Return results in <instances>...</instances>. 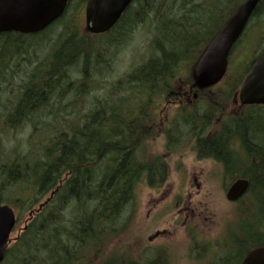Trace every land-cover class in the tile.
I'll return each mask as SVG.
<instances>
[{
	"label": "trees",
	"instance_id": "trees-1",
	"mask_svg": "<svg viewBox=\"0 0 264 264\" xmlns=\"http://www.w3.org/2000/svg\"><path fill=\"white\" fill-rule=\"evenodd\" d=\"M73 1L69 0L68 10ZM86 1L83 0L84 7ZM224 1L226 12L221 15V24L216 25L210 39L204 41L191 61L185 45L191 35L189 32L200 26L201 14L220 10ZM243 2L134 0L116 25L103 34H92L85 26L82 30L72 21L74 14L66 9L61 18L34 34H49L43 39L44 44L34 47L32 53L26 50L32 55L46 46L45 50H40L45 55L43 60L38 63L27 60L25 53H10L9 57L0 53V204L16 207L18 219L23 214L21 210L32 213L20 236L9 245L1 264H83L84 252L92 247L98 249L121 227L119 221L136 198V190L142 184L159 187L165 182L167 163L137 155L144 141L140 134L146 125L143 117L147 110L150 116L174 97L179 83L177 76L191 80L190 75L207 44ZM263 14L264 0H260L244 35L248 30L253 34ZM147 19L156 21L161 39L153 40V53L109 84L108 94L96 99L81 124L76 120L70 124L58 121L68 96L80 97L91 90H101L99 82L103 74L98 76L99 67L107 66L111 54ZM254 19L256 22L251 25ZM61 22L66 24L64 36L60 35L56 42L51 41ZM10 33L23 38L33 35L19 32L0 35ZM240 42L234 45L231 53ZM257 47V53L241 76L235 67L230 71L233 65L230 58L224 78L232 85L227 88L230 94L239 88L264 48ZM21 55L23 60L16 61L15 57ZM159 97L162 99L158 100ZM207 115H211L210 112H189L182 107L176 113V121L201 137L197 143L200 149H211L221 155L220 141L208 144L204 140L205 125L210 122ZM28 126L30 129L26 131ZM9 130L29 133V136L9 139ZM236 132L251 152L255 147L250 137L256 136V171L245 167L243 174L251 184L249 191L236 203L240 219L242 212L246 216L242 219L241 233L235 239L237 250L229 246L230 254L237 252L236 260L240 264L250 249L264 246V139H261L264 127L258 129L253 124L247 129L240 124ZM151 136L147 134L148 138ZM255 203L256 214H253L251 208ZM164 258H168V254L163 248L156 251L154 260L141 264H166Z\"/></svg>",
	"mask_w": 264,
	"mask_h": 264
},
{
	"label": "rangeland",
	"instance_id": "rangeland-1",
	"mask_svg": "<svg viewBox=\"0 0 264 264\" xmlns=\"http://www.w3.org/2000/svg\"><path fill=\"white\" fill-rule=\"evenodd\" d=\"M225 5L226 1L220 5L222 7L220 10L206 11L201 14L198 19L200 26L197 25L189 32L191 35L187 38L185 45L188 47L186 55L191 58V61L204 45V41L210 39L216 25L221 24V15L226 12L223 9ZM70 6L71 8L67 11L71 15L74 14L71 17L72 21L83 30L85 26L83 0H74ZM74 10L76 11L74 12ZM259 21V26L253 28L255 31L252 30L253 34H249V30L245 35L243 34L241 42L230 55L233 63L230 71L234 67L237 68L238 76H241L251 63L254 54L258 51L259 47L257 46L264 47V14ZM255 22L254 19L251 25ZM58 24L50 39L54 42L60 38V35L64 36L65 34L66 24L63 22ZM155 25L156 21L152 19L140 23L137 30L132 32L116 51L114 50L115 52L109 57L107 66L99 67L98 76L103 74V78L99 82L102 85L101 90L94 89L80 97H76L74 94L68 96L63 104L64 109L61 111V116L58 114V121L70 124V121L76 120L81 124V119L83 120L84 114L90 110L96 99L103 98L108 94L109 84L123 77L134 65L147 59L153 53L151 47L153 40L155 38L159 39L158 41L161 40ZM48 36L49 34L43 36L33 34L28 38H23L15 33L0 35V53L4 57H9L10 53H25L27 60L33 59L38 63L45 58L40 50H45L46 46L40 47V50H36L35 54L29 55V53H32L31 50L34 47L42 46L43 39ZM26 50L30 52L28 53ZM22 56H16V61L23 60ZM187 72L185 73L189 75ZM226 85V81L223 79L219 86H223L225 89ZM160 99L162 98L159 97L158 100ZM162 107L163 105H161ZM246 112L255 116L250 122L256 128L264 127L263 105L248 107ZM151 115L156 116L153 112ZM48 120L53 122L50 117ZM29 129L28 126L26 131ZM7 135L9 139L14 140L16 136L27 138L29 133L9 130ZM261 139H264V135ZM185 142L186 145L192 143L189 139H186ZM143 146H145V152L148 151L149 157L157 158L154 152L159 153L157 150L161 145L157 146L156 139H153L152 136L147 137L143 141ZM182 150L183 148H174V153L167 157L169 173L160 187L142 184L136 190V198L133 199V203L124 212L122 220L119 221L121 227L98 249L92 247L84 252L83 264H104L105 262L109 264H141L146 260H154L156 251L163 248L168 254V258H164L166 264H237V252L230 254L229 246L231 244L235 248L234 251L237 250L238 245L235 239L238 237L237 234L241 233V226L244 222L242 219L246 213L242 212L240 219V215L237 213V202H230L227 199V190L222 187L226 179L221 176L218 169L212 170L208 162H198L186 153V149ZM180 152L183 155L179 156ZM160 155L165 158V155ZM5 194L8 196L7 193ZM14 197L12 195V198ZM15 210L17 213L18 209ZM72 210L73 208L69 212ZM251 212L256 214V203L252 206ZM21 213L23 214L11 234V244L20 236L29 218L28 211L21 210ZM185 220L186 222H184ZM158 232L159 234L156 235ZM200 256L202 257L200 258ZM79 264L82 263L79 262Z\"/></svg>",
	"mask_w": 264,
	"mask_h": 264
},
{
	"label": "water",
	"instance_id": "water-1",
	"mask_svg": "<svg viewBox=\"0 0 264 264\" xmlns=\"http://www.w3.org/2000/svg\"><path fill=\"white\" fill-rule=\"evenodd\" d=\"M133 1L87 0L86 30L93 34L108 32ZM259 1L245 0L209 43L194 71L195 85L198 88L213 86L225 76L233 45L244 31ZM68 2L69 0H0V33H39L63 16ZM239 98L243 105H264V50L249 69L240 88ZM249 185V180L237 179L228 190L227 198L230 201L239 199ZM16 223L14 208L8 204H0V264L6 257ZM241 264H264V246H257L247 252Z\"/></svg>",
	"mask_w": 264,
	"mask_h": 264
},
{
	"label": "flooded vegetation",
	"instance_id": "flooded-vegetation-1",
	"mask_svg": "<svg viewBox=\"0 0 264 264\" xmlns=\"http://www.w3.org/2000/svg\"><path fill=\"white\" fill-rule=\"evenodd\" d=\"M190 76L191 80H184V76H177L179 83H177L178 89L174 91V97L166 101L162 108L160 106L157 111L155 110L156 112H153L156 116H149L150 112L145 109L148 113L143 117L146 125L140 134L143 135L142 139L145 140L147 139V134L150 133L153 139H156L157 146L160 147L161 145L160 149L157 150L159 153L154 152L155 157H157L155 158L156 162L166 163L167 157L174 153V148L186 149V153L194 160L208 162L212 170L214 168L218 169L221 176L226 179L222 187L228 192L238 178L248 179L243 174L244 170L246 171L245 167L249 168L248 170L254 169L256 171V136L250 137L254 141L255 147V151L251 152V150L246 148V143L236 132L240 124L246 125L247 129H251L253 124L250 121L255 116L246 112V109L248 107H255L256 105L241 104L238 92L242 82L239 88L230 94L227 88H230L232 85L226 83L225 89L223 86L218 87L223 80L213 87L200 90L194 83L195 76L193 74ZM182 107L189 112L197 110L200 113L210 112L211 115H207L210 122L205 125L207 129L204 132L206 135L204 140L208 144L220 141L223 148L221 155L211 151V149H200L197 143L201 137L193 134L189 128L184 129L179 125L178 121H176V113ZM215 112L216 114H214ZM253 131L256 133V129H253ZM186 139L191 140L192 143L186 145ZM132 141L131 138L129 148H131ZM136 152L137 155L140 154L139 157L141 155L144 156L142 158H149L150 156L148 151L145 152V146L143 145ZM160 154L165 155V158ZM180 155H183V153L180 152ZM167 171L169 173L168 169ZM241 199L242 197L237 199L236 202H239Z\"/></svg>",
	"mask_w": 264,
	"mask_h": 264
}]
</instances>
